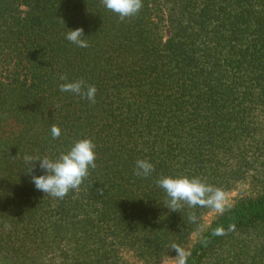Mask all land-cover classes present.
Returning <instances> with one entry per match:
<instances>
[{
  "label": "trees",
  "instance_id": "1",
  "mask_svg": "<svg viewBox=\"0 0 264 264\" xmlns=\"http://www.w3.org/2000/svg\"><path fill=\"white\" fill-rule=\"evenodd\" d=\"M77 28L89 47L66 39ZM1 67L0 264H178L173 245L186 264H264V0H143L124 21L101 0H0ZM64 73L96 102L61 92ZM80 139L97 167L79 190H37L46 173L24 155L56 160ZM162 176L237 197L223 214L170 211Z\"/></svg>",
  "mask_w": 264,
  "mask_h": 264
},
{
  "label": "clouds",
  "instance_id": "2",
  "mask_svg": "<svg viewBox=\"0 0 264 264\" xmlns=\"http://www.w3.org/2000/svg\"><path fill=\"white\" fill-rule=\"evenodd\" d=\"M101 4L109 11L118 15L121 21L136 16L143 7V0H101ZM66 39L80 48L89 47L84 37L83 28L69 30ZM63 83L59 84V90L65 93L77 95L95 103L97 88L88 84L83 78L69 81L68 74L59 76ZM53 139L59 138L61 129L53 125L50 129ZM95 144L91 139H80L76 141L66 153H61L56 160L48 156L33 157L25 154L23 159L26 164H31L28 172H32L34 164L39 161L40 169L44 175H32V183L35 188L46 195L63 199L71 190H79L83 181L90 175L89 169H95L96 153ZM155 171V166L146 159H138L135 164L134 175L148 178ZM156 185L161 188L167 196L166 205L170 211L180 212L184 204L189 207H209L219 214H223L232 205L228 202L226 194L220 188L206 184L200 178H189L187 176L171 177L162 176L155 180ZM101 195L104 189L97 190ZM195 214L190 215L191 222L196 221ZM235 231V224H230L225 230L223 226L213 229V236H223L228 232ZM206 243V241H205ZM177 252L178 264H186L190 252H186L177 245H173Z\"/></svg>",
  "mask_w": 264,
  "mask_h": 264
},
{
  "label": "rangeland",
  "instance_id": "3",
  "mask_svg": "<svg viewBox=\"0 0 264 264\" xmlns=\"http://www.w3.org/2000/svg\"><path fill=\"white\" fill-rule=\"evenodd\" d=\"M1 69L2 70H6V68H3V67H1ZM0 77L3 78V79H6L7 77H9L8 76V71L7 70L6 71H0ZM226 197H227L228 202L231 204L232 200L235 197H237V194L231 193V194L227 195ZM212 216H213L212 214L207 216L206 217V222H208L212 218ZM130 264H132V262H130ZM133 264H138V263H133ZM162 264H177V262L176 261H172V260H168V261L163 262Z\"/></svg>",
  "mask_w": 264,
  "mask_h": 264
}]
</instances>
